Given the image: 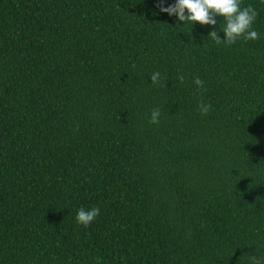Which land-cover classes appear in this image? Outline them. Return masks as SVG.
<instances>
[{"label":"trees","instance_id":"1","mask_svg":"<svg viewBox=\"0 0 264 264\" xmlns=\"http://www.w3.org/2000/svg\"><path fill=\"white\" fill-rule=\"evenodd\" d=\"M158 4L0 0V264L264 257V0L232 46Z\"/></svg>","mask_w":264,"mask_h":264},{"label":"clouds","instance_id":"2","mask_svg":"<svg viewBox=\"0 0 264 264\" xmlns=\"http://www.w3.org/2000/svg\"><path fill=\"white\" fill-rule=\"evenodd\" d=\"M160 12L174 16L179 22L190 23L191 26L200 24L201 26H212L215 28L217 17L223 18L224 39L218 36V30L210 32L207 39L217 45L232 46L241 39L245 42L260 39V33L254 30L253 25L259 15L256 9L249 5L242 7V0H176L174 5L164 7V0H159ZM151 83L157 85L161 83L162 77L159 71L150 75ZM179 82H184V76L177 77ZM193 83L198 89L204 87V81L195 78ZM201 115L207 116L212 110L211 103L200 102L198 105ZM162 113L159 108L151 111L149 123L157 125L160 122ZM100 215L98 207L89 209L80 208L77 211L76 220L83 227H89ZM250 264H264V257L257 258L255 255L249 256Z\"/></svg>","mask_w":264,"mask_h":264}]
</instances>
